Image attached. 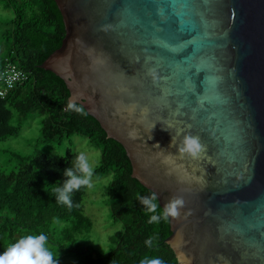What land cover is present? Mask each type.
<instances>
[{
	"label": "water",
	"instance_id": "95a60500",
	"mask_svg": "<svg viewBox=\"0 0 264 264\" xmlns=\"http://www.w3.org/2000/svg\"><path fill=\"white\" fill-rule=\"evenodd\" d=\"M55 2L66 34L39 66L162 208L184 199L166 238L179 264H264V0ZM188 134L197 158L178 152Z\"/></svg>",
	"mask_w": 264,
	"mask_h": 264
},
{
	"label": "trees",
	"instance_id": "16d2710c",
	"mask_svg": "<svg viewBox=\"0 0 264 264\" xmlns=\"http://www.w3.org/2000/svg\"><path fill=\"white\" fill-rule=\"evenodd\" d=\"M0 1L7 2L14 12L4 31L8 50L0 58V74L10 61L29 75L23 84L0 96V139L18 134L21 125L13 123L15 113L23 121L32 112L42 116V141L61 143L76 134L88 137L101 147L93 176L112 175L107 190L111 216L122 223V228L111 235L113 245L108 251L95 249L88 237L93 221L84 211L87 186L73 192L71 209L57 202L54 192L55 187L63 186L65 170L81 153L68 148L58 161L40 151L30 156L17 154L13 170L0 168V253L26 235L44 233L61 253L74 254L76 264H140L145 257L179 264L174 249L166 242L172 233L170 219L148 222L153 213L138 197L153 191L132 176L133 166L124 146L108 137L82 104L75 102L83 106L86 115L69 109L71 93L65 81L39 66L61 46L66 34L55 0ZM162 210L160 206L156 214ZM150 237L154 238L152 247L145 243Z\"/></svg>",
	"mask_w": 264,
	"mask_h": 264
},
{
	"label": "rangeland",
	"instance_id": "374dc122",
	"mask_svg": "<svg viewBox=\"0 0 264 264\" xmlns=\"http://www.w3.org/2000/svg\"><path fill=\"white\" fill-rule=\"evenodd\" d=\"M13 17L14 12L12 8L7 2L0 1V58L8 50L4 39V31L7 29V23ZM13 123L21 125V128L18 134L0 139V168L11 171L17 165L15 155L30 156L35 151L44 152L52 160L58 161L67 154L68 148L87 155L93 163V168L100 162L101 147L84 135L76 134L71 138L64 139L61 143L40 140L42 116L39 112H32L23 121H20L15 113ZM111 179V174L101 177H94L92 175L90 180L91 187L87 186L84 197V211L93 221V228L88 235L89 244L103 252L108 251L113 245L110 239L111 235L122 228V223L116 222L111 216V208L107 196L108 184ZM49 246L55 250L58 264H76L78 261V258L74 254H63L55 245L49 243Z\"/></svg>",
	"mask_w": 264,
	"mask_h": 264
},
{
	"label": "clouds",
	"instance_id": "9594fccd",
	"mask_svg": "<svg viewBox=\"0 0 264 264\" xmlns=\"http://www.w3.org/2000/svg\"><path fill=\"white\" fill-rule=\"evenodd\" d=\"M150 74L155 76V70H150ZM68 108L86 115L83 106H78L75 102L70 101ZM155 146L159 147V143ZM170 146H175L174 137ZM202 151L203 145L200 138L191 134L186 135L182 146L178 147L179 153H187L193 158H197ZM93 172V163L90 158L84 153L79 154L72 167L65 170L64 175L67 179L64 181L63 186L54 188L57 202L71 209L73 207V192L79 190L81 186L91 187L90 180ZM57 183L58 181L55 184ZM45 190L47 191L46 188ZM138 199L149 213H153L148 221L149 223H160L161 220L167 222L169 217H179L180 210L185 205L182 197L174 196L165 203L162 212L156 214L160 208L158 193L153 191L149 196L138 197ZM153 239V237H150L145 243L152 247ZM0 264H58V257L55 250L50 248L46 234H29L20 238L5 252L0 253ZM140 264H163V261L145 257L141 259Z\"/></svg>",
	"mask_w": 264,
	"mask_h": 264
},
{
	"label": "built area",
	"instance_id": "2783aa9c",
	"mask_svg": "<svg viewBox=\"0 0 264 264\" xmlns=\"http://www.w3.org/2000/svg\"><path fill=\"white\" fill-rule=\"evenodd\" d=\"M28 77V72L8 61L0 74V96L7 95L10 90L27 81Z\"/></svg>",
	"mask_w": 264,
	"mask_h": 264
}]
</instances>
